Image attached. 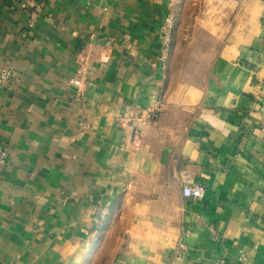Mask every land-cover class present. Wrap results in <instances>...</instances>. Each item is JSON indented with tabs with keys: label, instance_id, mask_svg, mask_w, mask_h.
I'll use <instances>...</instances> for the list:
<instances>
[{
	"label": "crops",
	"instance_id": "obj_1",
	"mask_svg": "<svg viewBox=\"0 0 264 264\" xmlns=\"http://www.w3.org/2000/svg\"><path fill=\"white\" fill-rule=\"evenodd\" d=\"M4 68L0 264H264V0H0Z\"/></svg>",
	"mask_w": 264,
	"mask_h": 264
},
{
	"label": "built area",
	"instance_id": "obj_2",
	"mask_svg": "<svg viewBox=\"0 0 264 264\" xmlns=\"http://www.w3.org/2000/svg\"><path fill=\"white\" fill-rule=\"evenodd\" d=\"M174 19H175L174 15L172 13L168 14L165 19L164 25L161 27V37H162L163 45H164V48H163L164 53H163L162 58L164 60L168 58V52H169V49L172 43L173 30L175 26ZM11 79H12L11 70L7 68L2 69L0 72V88L8 85ZM73 82L78 83L79 81L73 80ZM162 108H163V99L161 100L158 97L157 105H155L154 107L148 108L147 111L149 113L159 112L160 110H162ZM134 143L136 145L141 143V137L138 136V134L135 135ZM8 156H9V153H8L7 148L2 143H0V169L8 161ZM182 181H183V194L185 196L197 198V199H203L206 197L207 195L206 186L198 182H193L187 172L184 173ZM106 214H107V211L104 208L97 209V218H96V223L93 229V235L96 236L97 234L100 233L101 222L103 218L106 216ZM176 251H177L178 258H181L185 251L184 244L180 243Z\"/></svg>",
	"mask_w": 264,
	"mask_h": 264
},
{
	"label": "rangeland",
	"instance_id": "obj_3",
	"mask_svg": "<svg viewBox=\"0 0 264 264\" xmlns=\"http://www.w3.org/2000/svg\"><path fill=\"white\" fill-rule=\"evenodd\" d=\"M183 8H184V4L182 3L181 5H180V12H182V10H183ZM174 20H175V26H174V30L176 29V23H177V18H176V16L174 15ZM174 30H173V36H174ZM172 42H173V37H172ZM171 45H172V43H171Z\"/></svg>",
	"mask_w": 264,
	"mask_h": 264
}]
</instances>
